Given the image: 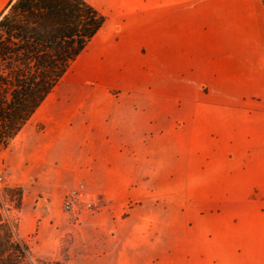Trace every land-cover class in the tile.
<instances>
[{
	"label": "crops",
	"instance_id": "obj_1",
	"mask_svg": "<svg viewBox=\"0 0 264 264\" xmlns=\"http://www.w3.org/2000/svg\"><path fill=\"white\" fill-rule=\"evenodd\" d=\"M103 2L110 15L103 13L106 23L79 56L87 74L48 104L40 126L28 128L30 119L9 145L10 184L27 195L48 169L63 190L71 176L90 186L101 175L106 199L152 206L158 181L144 176L174 173L177 137L190 172L234 175V247L200 251L199 264H264V0ZM148 59L165 63L166 107L106 102L112 100L107 87L143 89L138 80L150 73ZM112 72L117 81H109ZM88 82L100 87L82 85ZM74 97L81 100L75 106L69 103ZM138 216L133 207L126 220L134 225L129 241L140 246L142 264H173L168 215L154 223L152 216H140L141 222ZM150 222L149 234L139 237Z\"/></svg>",
	"mask_w": 264,
	"mask_h": 264
},
{
	"label": "rangeland",
	"instance_id": "obj_2",
	"mask_svg": "<svg viewBox=\"0 0 264 264\" xmlns=\"http://www.w3.org/2000/svg\"><path fill=\"white\" fill-rule=\"evenodd\" d=\"M5 0L2 1L1 5ZM97 6L102 13L103 0H88ZM0 5V7H1ZM106 29L101 31V34ZM119 37L118 28L114 31ZM87 50L83 53L85 56ZM82 58V57H81ZM80 57L70 66L67 73L49 95L41 109L31 118L28 128H37L44 117V110L51 101H57L67 92L76 87L73 79L82 70ZM150 73L143 75L140 81L143 89L138 93H121L116 86L107 87V93L112 100L136 101L158 103L160 108H165L168 103L166 95L165 63L156 64L150 59L145 61ZM83 71V73L81 72ZM110 82L117 81L111 73ZM122 84L129 83L128 79L118 80ZM84 87H100L97 83H84ZM73 88V89H70ZM101 96H97L100 99ZM81 100L75 97L69 100L75 106ZM97 102H100L99 100ZM52 103V102H51ZM182 116V111H176ZM161 119V118H160ZM12 147L0 149V188L10 184L5 160L10 158ZM174 173L171 175L159 174L151 177L158 181V190L152 206H142V202H126L122 205L105 198L103 181L88 185L79 176H71L68 188L63 190L56 181L57 173L47 170L46 176L37 183L29 185L30 192L24 194L23 204L20 209L12 210L11 214L19 219V234L27 241L36 264L37 260L57 261L60 264H142L144 256L140 246H135L129 241L130 232L134 225L126 220L131 208L138 209L137 221L140 216L149 215L158 221L168 215V242L172 244L173 264H199L200 251L213 253L220 246L234 247V175L216 174L208 169L206 172H190L189 160L183 155V144L175 143ZM12 159L10 158V161ZM196 170V169H195ZM18 177L16 172L13 174ZM83 185L87 194L86 199L94 202L91 210H86L82 204V212L77 216L64 209L65 197L77 186ZM106 187L113 191L115 185ZM21 186V185H19ZM24 189V188H23ZM38 189V190H37ZM25 193V192H24ZM166 193L169 200H166ZM153 209V210H152ZM152 222L148 223L145 230L139 231V237L148 235ZM153 230L160 231L161 222ZM164 233L166 227L163 228ZM147 251L155 252L156 248L146 244ZM235 264V262H234Z\"/></svg>",
	"mask_w": 264,
	"mask_h": 264
},
{
	"label": "trees",
	"instance_id": "obj_3",
	"mask_svg": "<svg viewBox=\"0 0 264 264\" xmlns=\"http://www.w3.org/2000/svg\"><path fill=\"white\" fill-rule=\"evenodd\" d=\"M106 20L88 0L6 2L0 10V149L9 147ZM23 199L22 186L0 188V264H36L11 214Z\"/></svg>",
	"mask_w": 264,
	"mask_h": 264
},
{
	"label": "built area",
	"instance_id": "obj_4",
	"mask_svg": "<svg viewBox=\"0 0 264 264\" xmlns=\"http://www.w3.org/2000/svg\"><path fill=\"white\" fill-rule=\"evenodd\" d=\"M83 188V185L75 187L64 199V209L74 213L76 216L82 212V204L86 210H91L94 206L93 201L86 199L87 194Z\"/></svg>",
	"mask_w": 264,
	"mask_h": 264
},
{
	"label": "bare ground",
	"instance_id": "obj_5",
	"mask_svg": "<svg viewBox=\"0 0 264 264\" xmlns=\"http://www.w3.org/2000/svg\"><path fill=\"white\" fill-rule=\"evenodd\" d=\"M87 64H88V63H87ZM85 65H86V64H85ZM83 67H84V66H83ZM85 69H87V68H85ZM85 69H84V70H85ZM81 72L83 73V71H81Z\"/></svg>",
	"mask_w": 264,
	"mask_h": 264
}]
</instances>
